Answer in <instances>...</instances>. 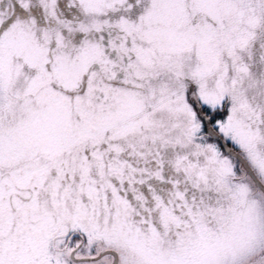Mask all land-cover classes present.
<instances>
[{
  "label": "snow or ice",
  "instance_id": "6c2138e0",
  "mask_svg": "<svg viewBox=\"0 0 264 264\" xmlns=\"http://www.w3.org/2000/svg\"><path fill=\"white\" fill-rule=\"evenodd\" d=\"M0 264H264V0H0Z\"/></svg>",
  "mask_w": 264,
  "mask_h": 264
}]
</instances>
